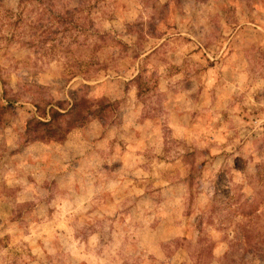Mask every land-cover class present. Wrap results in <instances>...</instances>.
<instances>
[{
    "label": "rangeland",
    "instance_id": "1",
    "mask_svg": "<svg viewBox=\"0 0 264 264\" xmlns=\"http://www.w3.org/2000/svg\"><path fill=\"white\" fill-rule=\"evenodd\" d=\"M0 264H264V0H0Z\"/></svg>",
    "mask_w": 264,
    "mask_h": 264
},
{
    "label": "trees",
    "instance_id": "2",
    "mask_svg": "<svg viewBox=\"0 0 264 264\" xmlns=\"http://www.w3.org/2000/svg\"><path fill=\"white\" fill-rule=\"evenodd\" d=\"M76 99V98H75ZM77 103L74 101L70 108L65 112H59L55 109L49 108L47 112H41L39 118L30 119L26 124L27 137L37 139H51L58 140L63 137V132L70 126H76L83 122L82 112L76 107ZM67 116L66 128H60L59 123ZM76 116V117H74ZM64 122V121H63Z\"/></svg>",
    "mask_w": 264,
    "mask_h": 264
}]
</instances>
